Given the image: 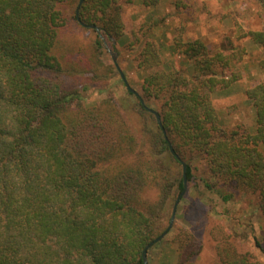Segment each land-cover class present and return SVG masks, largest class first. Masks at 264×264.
I'll return each instance as SVG.
<instances>
[{"label": "trees", "instance_id": "1", "mask_svg": "<svg viewBox=\"0 0 264 264\" xmlns=\"http://www.w3.org/2000/svg\"><path fill=\"white\" fill-rule=\"evenodd\" d=\"M79 2L0 0V264H145V246L168 228L184 189L170 146L187 165V190L202 163L207 188L211 176L254 196L264 218V83L244 90L254 132L223 126L214 105L241 78L233 67L246 48L212 45L183 28L169 41L160 21L129 32L132 0ZM241 35L261 46L264 67V30ZM166 50L178 59L163 66ZM93 86L106 94L90 103ZM196 221L199 233L174 221L166 234L176 264H202L205 236L215 240L212 264H264L241 248L236 229L208 227L203 209ZM256 244L264 252V240Z\"/></svg>", "mask_w": 264, "mask_h": 264}, {"label": "rangeland", "instance_id": "2", "mask_svg": "<svg viewBox=\"0 0 264 264\" xmlns=\"http://www.w3.org/2000/svg\"><path fill=\"white\" fill-rule=\"evenodd\" d=\"M258 7L257 0H161L156 6L142 4L141 0H132L125 5L124 19L129 32L140 30L144 23L149 25L160 21L167 37L170 38L169 41L175 29L183 28L184 36L199 37L212 45H224L228 48L234 45L244 46L246 52L243 59L233 67L234 71H240L241 78L227 90L216 94L214 105L220 112L223 126L241 127L254 132L255 108L244 90L250 84L264 83V67L260 65L262 48L249 36H242L241 33L248 29L264 30V15H258ZM106 44L109 57L113 60L111 51H117L112 49L107 41ZM173 59H178V56H173L166 50L163 66H167ZM112 82L118 95H124L125 87L120 83L118 76H115ZM85 94L87 102L91 103L106 93L93 86L85 91ZM260 148L263 150V147ZM199 167L195 181L187 190L190 197H185L178 204L175 222L199 233L196 211L203 209L210 215L208 227L217 224L224 226L227 231L236 229L243 237L239 240L241 248L251 252L255 259L264 262V252L256 244V240H264V218L257 207L255 197L241 190H232L211 176L209 184L212 187L207 188L200 178V173L204 176L208 174L202 171V163ZM230 194V199L225 201L224 197ZM200 216L201 219L204 217L203 214ZM177 254V244L173 241V236L166 235L162 242L151 249L150 260L152 264H176ZM214 254L215 240L205 236L204 248L199 256L201 263L212 264Z\"/></svg>", "mask_w": 264, "mask_h": 264}, {"label": "water", "instance_id": "3", "mask_svg": "<svg viewBox=\"0 0 264 264\" xmlns=\"http://www.w3.org/2000/svg\"><path fill=\"white\" fill-rule=\"evenodd\" d=\"M83 0H80L79 4L82 3ZM91 27H95L97 29V31L100 33L101 37L104 39V36L101 34V30L98 26L96 25H90ZM104 42H105V45L106 44V40L104 39ZM107 47V46H106ZM111 55L113 57V60L114 62L116 63V67L118 68L119 72H120V75L124 81V83L126 84L128 90L130 92H133L135 93L136 95H139V93L129 84L128 80H127V77H126V74L124 73V71L122 70V68L120 67L119 63L117 62V53L116 52H112L111 51ZM140 101H142V103L146 106L145 102L143 101L142 98H140ZM151 112H153L156 117H157V120L158 122L160 123V125L162 126L163 128V131L165 132V129L162 125V122H161V117H160V114L158 113V111H156L155 109H152V108H148ZM170 150L171 152L173 153V155H175L181 162H182V167H183V181H184V189L183 191L178 195L176 201H175V204L173 206V210H172V214H171V218H170V222H169V225H168V228L163 231L161 234H159L157 237H155L153 240H151L144 248L143 250V259H144V262L145 264H149L148 262V250L150 249L151 246H153L154 244H156L157 242H159L167 233L168 231L171 229V227L173 226V223L175 221V217H176V213H177V208H178V204H179V201L181 199V197L184 195V193L186 192L187 190V187H188V184H187V165L186 163L180 158V156L175 152L174 148L172 146H170Z\"/></svg>", "mask_w": 264, "mask_h": 264}]
</instances>
